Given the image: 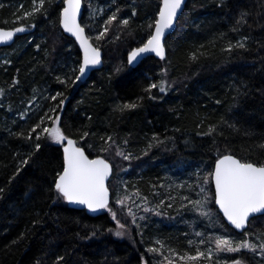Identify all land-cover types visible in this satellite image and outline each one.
<instances>
[{"label": "trees", "instance_id": "obj_1", "mask_svg": "<svg viewBox=\"0 0 264 264\" xmlns=\"http://www.w3.org/2000/svg\"><path fill=\"white\" fill-rule=\"evenodd\" d=\"M4 1L0 27L29 32L0 48V264H61L57 257L62 264H264L262 249L213 251L223 235L234 245H259L264 214L236 232L215 206L211 181L203 180L218 154L264 163V0H187L164 41L165 57L147 56L135 67L127 55L151 34L159 0H107L101 14L102 0H82L81 22L90 8L85 31L96 35L92 42L103 52V66L75 84L80 52L59 25L63 0H46L44 11L27 18L23 12H32L33 0ZM113 14L117 20L97 40ZM65 79L69 84L60 82ZM161 80L166 91H146ZM55 93L62 95L54 101ZM56 116L66 137L112 166L109 208L126 224L123 236L114 234L109 209L90 215L57 199L54 177L62 170L64 141L47 135L37 141L36 133L29 139L41 117L38 133L52 126L47 117ZM213 125L216 133L207 135ZM108 137L115 144L101 151ZM117 146L131 158L117 156ZM205 195L210 216L189 203ZM119 197H129L142 212L135 224L116 205ZM198 250L204 255L189 259Z\"/></svg>", "mask_w": 264, "mask_h": 264}, {"label": "snow or ice", "instance_id": "obj_2", "mask_svg": "<svg viewBox=\"0 0 264 264\" xmlns=\"http://www.w3.org/2000/svg\"><path fill=\"white\" fill-rule=\"evenodd\" d=\"M46 0H39V5L36 6V0H33L34 7L32 12L25 13V17H30L34 13L44 11V4ZM184 0H159V11L156 13L154 19V31L148 36L147 41L142 46L133 48L128 53V63H136L143 54L154 52L158 57L163 59L165 57V46L163 38L166 33L174 29L175 22L178 18L179 12L182 10ZM81 9V0H63V8L59 15V24L62 26L65 32L71 33L77 41H79L80 47L83 50V62L79 66V75H76L73 84L80 80L86 73L89 66L99 64L100 51L98 48L93 47L89 43V38L85 36V29L78 22V16ZM119 11V9H117ZM135 14V13H133ZM117 20L116 14H113L105 21V28L96 37L97 40L103 38L109 31L108 25H111L113 21ZM122 24L127 25L128 20L121 21ZM237 23H240L238 20ZM149 28H153V24H149ZM235 30V29H234ZM24 26L16 27L11 30H4L0 28V42H6L12 40L16 33L25 32ZM246 39V38H245ZM237 47L243 48L245 45L238 42ZM39 47V46H38ZM232 45H229L231 50ZM75 72V70H73ZM59 79V77L57 78ZM61 83H67V80H61ZM159 87L161 92L166 91V83L161 80L159 84L149 85L146 91ZM2 92V90H0ZM61 93H57L56 96H52V100H56L57 97L61 96ZM35 97H33L34 99ZM31 103V101H29ZM64 100L61 99L59 105L62 106ZM124 108H134L135 104H125ZM55 111V109H52ZM24 113H21L23 116ZM44 117H41L40 123L35 125L29 133V139L31 135L36 133V139L39 141L43 135H47L56 142H63L67 140L66 145L63 148V164L62 170L58 171L54 177V190L57 195V199H63L69 203H77L86 206L89 210L96 211L98 209H109L112 220L116 222V236H123L125 234L123 229L127 226L117 218V213L111 211L109 208V195L108 188L106 187L105 181L109 177L112 166L107 159L102 156H96L95 158H89L85 154L82 148L76 147V142L72 139L67 138L61 131L58 122L61 117L56 116L55 119L47 117L51 120V127H43L42 133H38L44 124ZM231 127V126H230ZM217 131L215 125L210 126L207 135H213ZM88 135V133H85ZM155 139V137H154ZM109 143L108 148L101 149V151H109L111 146L115 144L111 137H108ZM125 143H127L125 141ZM41 147L40 143H36V149ZM151 147V145H149ZM117 156H123L125 160L130 159L129 155H124L123 151L117 146ZM28 159L21 162L22 165H27ZM21 171L17 168V173ZM204 183L214 182L215 192L214 200L215 204L219 206L223 216L235 226L236 229H243L249 221L252 214L260 213L264 214V163L257 164L251 161H241L233 155H219L215 160L213 170L208 173L207 176L203 177ZM201 193H204V188L201 187ZM127 197L118 199L117 204L121 207H125V200ZM146 200V198H144ZM208 197L205 195L204 199L189 201L193 205L195 211L201 216H210L211 211L207 204ZM164 202L161 201V204ZM139 207V206H137ZM171 207V205H169ZM145 211H148L145 208ZM127 214L133 217L132 223L135 224V213L131 208L127 209ZM143 219V217H141ZM111 231V229H109ZM94 234V233H93ZM197 236H201V233H197ZM157 243H160L157 241ZM191 243V241L189 242ZM200 243L203 244L205 241L201 238ZM215 246L217 252H229L238 253L241 249H249L255 252L256 248L264 250V241H261L259 245L253 244L248 240L241 241L234 245V241L227 235L218 236L215 239ZM163 247V245H161ZM149 251L157 252L159 249L150 248ZM264 254V253H262ZM204 254L197 251L195 257H189V259L195 260L202 257ZM211 256V251L209 252ZM167 259V258H166ZM183 260L184 257H181ZM57 261H63V257H57ZM169 264H172L169 261ZM233 264H242L241 261H233Z\"/></svg>", "mask_w": 264, "mask_h": 264}, {"label": "water", "instance_id": "obj_3", "mask_svg": "<svg viewBox=\"0 0 264 264\" xmlns=\"http://www.w3.org/2000/svg\"><path fill=\"white\" fill-rule=\"evenodd\" d=\"M186 1H187V0H184V4H183V6H182V10L179 12L177 20L179 19V17L181 16V14H182V12H183V10H184V7H185V4H186ZM62 8H63V6H62ZM62 8H61V10H62ZM61 10H60V12H61ZM158 11H159V8H158ZM158 11H157V12H158ZM59 15H60V14H59ZM82 15H83V6H82V0H81V9H80V14H79V16H78V22H79L80 24H81V18H82ZM177 20H176V22H175L174 29H173V30H170L169 32L166 33L165 37L163 38V42L165 41V39H166V37H167L168 35H170L171 33H173V32L175 31ZM59 25H60V24H59ZM81 26H82V24H81ZM16 27H20V26H15V27H12V28H3V29H4V30H11V29L16 28ZM24 27H25V26H24ZM82 27H83V26H82ZM0 28H2V27H0ZM25 28H26V31H25V32L16 33V34L14 35V37H13L12 40H9V41H6V42H0V48L10 46V45L14 42V40L16 39V37L28 33V32H29V29H28L27 27H25ZM60 28H61L62 32H63L66 36L72 38L73 41L75 42V44H76V46H77V48H78V50H79V52H80V62H79V66H80V64L83 62V50H82L81 47H80L79 41H77L76 38H75L71 33L65 32L64 29L62 28V26H60ZM84 29H85V28H84ZM152 31H154V26H153ZM85 36L88 37L86 31H85ZM88 38H89V37H88ZM146 41H147V40H146ZM146 41H145V42H146ZM145 42H144V43H145ZM89 43H91V44L93 45V47L98 48L97 46H95V45L90 41V39H89ZM142 45H143V44H142ZM142 45H140V46H142ZM140 46H138V47H140ZM134 48H137V47H134ZM98 49H99V48H98ZM99 51H100V60H101V62H100L99 64L89 66L88 69H87V71H86V73L83 75V77H82L79 81H84L85 79H87V78L90 76V74H91L92 71L97 70V69H100V68L103 66V52H102L101 49H99ZM165 55H166V50H165ZM147 56H154V57H156V58H158V59H161V58L158 57L154 52H150V53H145V54H143L142 57H141L136 63L131 64V65H130L129 63H128V64H129L130 66H132V67H135V66H136V65H137V64H138L143 58H145V57H147ZM127 61H128V55H127ZM77 75H79V69H78V73H77ZM67 138L74 140L73 138H70V137H67ZM64 141L67 143V140H64ZM74 141H75V140H74ZM65 145H66V144H65ZM65 145H64V146H65ZM64 146H62V154H63V148H64ZM76 147L82 148V147L78 146L77 144H76ZM82 149H83V148H82ZM83 150H84V149H83ZM84 151H85V150H84ZM85 154L88 155L86 152H85ZM227 155H228V154H227ZM88 156H89V155H88ZM95 157H96V156H94V157H90V156H89L90 159H91V158H95ZM214 164H215V162H214ZM213 167H214V165H213ZM111 174H112V171H111L109 177H108V178L106 179V181H105V184H106V187H107V188H108V181H109V178H110ZM211 183H212L213 191L215 192V185H214V182H211ZM108 195H109V200H110V198H111V192H110L109 189H108ZM66 202H67V201H66ZM214 202H215V200H214ZM67 203H68V206H70V207H72V208H76V209H82V210H85V211H86L88 214H90V215H97V214H99V213L101 212V209H98V210H96V211H92V210H89V209H88L86 206H84V205H80V204H77V203H69V202H67ZM215 206H216V208H217L219 214H220L221 217L223 218L224 222H225L229 227H231L232 229H234L236 232H242V231H244V230L247 228V226H248V222H249L252 218H254V217H256V216H259V215H263V214H260V213L252 214L251 217H250V219H249V221L247 222V224L245 225V227H244L243 229H236L235 226L232 225V224L227 220V218L223 216V213H222V211H220L219 206L216 205V204H215Z\"/></svg>", "mask_w": 264, "mask_h": 264}, {"label": "rangeland", "instance_id": "obj_4", "mask_svg": "<svg viewBox=\"0 0 264 264\" xmlns=\"http://www.w3.org/2000/svg\"><path fill=\"white\" fill-rule=\"evenodd\" d=\"M90 1H92V2H95L96 0H90ZM3 2H5L4 0H0V6H2V4H3ZM97 2V1H96ZM102 3H101V6H98V9L96 10L97 12H101L102 10H104L105 8H103L104 7V5H107L106 4V2H107V0H102L101 1ZM39 5V2H38V0H36V6H38ZM91 5V4H90ZM90 5H89V7H90ZM33 7H34V3H33ZM106 7V6H105ZM86 14H85V17H83V22H81V24H82V26L84 27V28H86V24H87V20L88 19H90V17H91V14H90V8H88L86 11ZM25 13H27V11H24L23 12V16L22 17H24L25 16ZM101 14V13H100ZM21 15H18V16H15V17H12L11 19H12V22H18L21 18ZM93 18V17H92ZM94 19V18H93ZM84 24H85V26H84ZM88 34V33H87ZM95 36L96 35H92V33H89L88 34V37H89V39H91L90 41L92 42V40H94L95 41ZM93 43V42H92ZM94 44V43H93ZM95 46H96V44H95ZM77 69H79V64L77 65ZM77 75V74H76ZM76 75H74L73 77H74V79L73 80H75V77H76ZM72 80V81H73ZM71 83V82H70ZM66 84H69V82L68 83H66ZM170 86V85H169ZM55 94H57V93H55ZM125 160V159H124ZM129 160V159H128ZM127 160H125V162H126ZM123 197H119V198H117L116 200H115V203H116V201L118 200V199H122ZM135 204V201H133V200H131L129 197H128V199L127 200H125V212L127 213V209L128 208H131L132 209V211H133V213H135V215H140V214H142V212L140 211V209L139 208H135L136 206L134 205ZM141 204V203H140ZM143 204V203H142ZM116 205L117 206H121V205H119V204H117L116 203ZM138 218H135V221L137 220ZM132 220H133V217H132ZM115 222V221H114ZM116 223V222H115ZM136 223V222H135ZM125 229H123L122 231H124ZM213 251L215 252V253H220V252H217L216 251V246H214V248H213ZM255 251H257L258 253H262V250L259 248V249H257L256 248V250ZM233 261H237L236 259L235 260H233ZM233 261H230V262H228V263H226V264H233ZM240 261V260H239ZM242 262V261H241ZM242 264H244L243 262H242Z\"/></svg>", "mask_w": 264, "mask_h": 264}, {"label": "bare ground", "instance_id": "obj_5", "mask_svg": "<svg viewBox=\"0 0 264 264\" xmlns=\"http://www.w3.org/2000/svg\"><path fill=\"white\" fill-rule=\"evenodd\" d=\"M66 144V142L64 141V144H63V146Z\"/></svg>", "mask_w": 264, "mask_h": 264}, {"label": "flooded vegetation", "instance_id": "obj_6", "mask_svg": "<svg viewBox=\"0 0 264 264\" xmlns=\"http://www.w3.org/2000/svg\"><path fill=\"white\" fill-rule=\"evenodd\" d=\"M128 62V61H127Z\"/></svg>", "mask_w": 264, "mask_h": 264}]
</instances>
